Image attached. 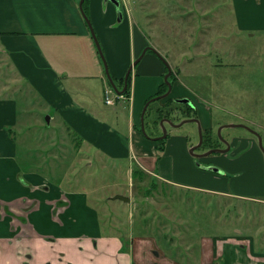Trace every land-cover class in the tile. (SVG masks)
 <instances>
[{
	"label": "crops",
	"instance_id": "obj_1",
	"mask_svg": "<svg viewBox=\"0 0 264 264\" xmlns=\"http://www.w3.org/2000/svg\"><path fill=\"white\" fill-rule=\"evenodd\" d=\"M120 1L123 11L121 20L119 9L112 0H87L86 5L110 74L116 84L119 83V89H123L126 73L148 46L159 53L167 52L162 39L154 32L157 25L165 24L161 14L157 15L154 11L157 13L156 7L165 5L167 0ZM79 2L0 0V53L9 60L10 72L16 78L14 86H8L0 79V201L19 214L22 213L19 208L28 205L33 196L39 198L41 206L39 210H36L37 206L31 209L30 220L41 233L60 237L55 248L44 245L40 240L35 264H47L48 259L51 264H208L213 259L218 261L223 254L230 257L226 264H264V242L258 241L260 238L254 224L248 229H255L256 234L237 229L236 235L215 240L200 237L202 254L196 259L191 254L188 263L174 259L168 242L162 240V248L158 246V236L155 238L150 232L152 228L154 233L155 227L145 225V217L142 220L138 218L135 224L131 219L127 223L123 213H120L122 205L111 203L114 198L106 194V187L101 190L94 186L93 202L97 206L92 205L90 193L78 190L72 178L63 185L61 175L51 171L56 158L51 157L44 162L30 152L31 141L22 128L29 122L24 117L30 114L28 108L31 106L22 110L17 99L2 97L8 92L13 93V88L25 89L28 95L34 96V105L50 112L48 123L54 121L63 130L59 135L62 145L66 144L63 141L65 134L71 138L70 142L75 143L74 148L78 146L90 153L83 158L76 155V162L86 158L88 166L93 167V159L97 158L101 160L102 167L113 166L115 173L127 164L131 173L138 168L172 185L203 192V196H231L264 203V152L252 138L236 136L232 139L231 147L236 148L238 144L240 148L251 141V149L241 156L244 174L232 178L230 184L229 176L208 169L194 171L195 174L199 172L202 178L199 183L179 182L168 177L170 173L176 175L180 171L179 180L181 178L182 163L188 159L186 140L171 136L167 145L159 150L157 142L147 138L141 130L143 108L164 83L165 63L154 51L147 50L140 62L133 65L129 95L118 99L123 108L112 107L115 103H106V91L112 86ZM236 12L239 20L241 17L247 26L256 18L259 20L255 24L261 23L264 18V11L254 6L236 7ZM166 13L169 18V13ZM173 91L174 86L171 96ZM177 92L178 97H182L188 91L178 87ZM197 109L199 118L205 119V122L202 121L206 128L202 127V130L212 128L214 131L210 115L202 104ZM113 111H117V115L111 120L124 132L110 126L108 120L113 118ZM36 113L40 118L39 111ZM248 121L253 125L257 123L253 119ZM258 125L264 131V126ZM213 135L216 136L215 133ZM40 141L44 142L40 145L45 147L47 140L42 137ZM52 142L53 139L49 143ZM221 145L222 142L218 146ZM185 152L186 155H182L185 159L177 163L173 153L180 158L179 154ZM225 153L215 155L221 154L223 158ZM51 155L57 154L52 152ZM169 155H172L173 161ZM211 156L206 158H213ZM158 169H162L166 176L159 175ZM90 176L87 175V178ZM22 200L25 202L20 203ZM56 203L59 210L54 214ZM107 212V217H104ZM57 213H61V224L54 221ZM0 217L5 218L0 219V264H14L12 261L22 264L23 256L17 254L20 251L14 250L13 247H18L10 238L21 229L12 230L10 215L3 211ZM15 224L20 222L16 220ZM56 225L60 226L59 229H55ZM145 226L148 230L143 228ZM149 240L157 245L156 248L147 244ZM154 250L160 255L156 256Z\"/></svg>",
	"mask_w": 264,
	"mask_h": 264
},
{
	"label": "rangeland",
	"instance_id": "obj_2",
	"mask_svg": "<svg viewBox=\"0 0 264 264\" xmlns=\"http://www.w3.org/2000/svg\"><path fill=\"white\" fill-rule=\"evenodd\" d=\"M245 1L185 0L182 2V0H167L165 5L159 4L156 7L157 13L154 11L157 15L161 14L160 17L165 21L164 25H157L154 31L155 36H159L166 47L167 52H161V54L165 55L172 67V74L174 73L177 78V82L173 84V96L169 93V96L159 99L160 103H165L174 96L179 98L177 88L184 87L188 92L182 97L191 100L192 107L197 110V117H200L197 109L200 104L210 115L214 133L219 138V145L221 142L224 143L218 129L221 125L228 123L247 124L258 130L264 140V131L258 125L264 126V19L261 23L255 24L259 20L256 18L248 26L241 17L239 20L236 7L239 9V7L252 8L255 6L251 2L246 4ZM261 10L264 11V9ZM166 12L169 13V18L166 17ZM14 78L10 72L9 60L0 53V79L5 81L8 86H14L16 83V78ZM117 84L119 85V83ZM16 87L20 86L16 85ZM13 90V93L8 92V95L4 94L2 97L17 99L22 110L31 106L28 108L30 114H25L24 117L29 122L22 128L31 141L29 143L30 152L44 162L50 160L51 157L56 158V163L51 167V171L55 170L54 173L57 172L61 175L60 179H62L63 185L67 179L72 178L78 190L90 193L92 205H96L93 202L95 185L101 190L106 187V194L109 193L112 197L117 194L130 196V202L125 203L123 200L114 198V200L111 199V203L122 205L123 208H119L120 213H123L127 223L131 219L135 224L138 218L142 220V217H145V225L155 227V232L153 233L152 228L150 232L152 236H158L157 244L160 248H162L163 240L174 244V247L178 245L185 250L189 242L200 241V237L233 236L236 235L237 229H242L248 234L257 232V236L260 238H257L258 241L264 242V203L231 196H203V192L166 183L161 179L153 178L150 173L151 177L142 174L143 176L138 180L131 181L132 173L127 164L115 173L113 166L102 167L101 160L97 158L93 159V167L88 166L86 158L76 162V155L83 158L89 156L90 153L78 146L74 148L73 144L75 145V143L70 142L71 138L65 134L63 141L66 144L62 145L59 135H62L63 130L54 121L48 123L47 116L50 117V112L42 111L41 108L34 105V96L28 95L25 89L13 88ZM115 93L117 92L113 89L110 96L114 97ZM172 105L178 106L180 111L187 110V104L178 102L177 105L175 103ZM172 105L171 107H173ZM82 106L84 107V105ZM118 106L123 108L117 99L115 106L112 107L118 108ZM37 111H39L40 118L37 117ZM112 114L113 118L108 120L110 126L124 132L111 120L117 115V111H113ZM181 118L183 119L184 116L176 118V120L179 121ZM199 119L202 127L206 128L203 123L205 119L203 117V121L201 118ZM248 119L256 120L257 123L253 125ZM123 120L125 121V119ZM147 121L149 122L150 119ZM161 128L163 127H158L156 124L153 128H148L147 131L150 130V134L161 135ZM167 129L169 136L167 135L165 146L172 136L183 137L188 147V159L182 163L180 180V171L176 175L170 173L168 176L170 179L179 182L199 183L202 178L199 176V172L195 174L194 171L203 169L212 171L210 167H218L221 169V175L229 176L227 178L229 184L232 178L244 174L240 160L241 156L251 149V141L240 148L238 144H236V148L232 145L223 158L220 157L221 154L213 153L214 156L210 155L213 158H206V156L200 159L190 151L191 145L197 144L200 139L197 123L187 122L180 127L167 125ZM221 136L231 143L233 137L236 136L252 138L255 145L259 147L258 138L243 127L223 128ZM42 137L47 140L45 147L40 145L44 143L40 141ZM147 138L151 139V137ZM51 139L53 142L49 143ZM154 141L157 144L160 142L159 140ZM52 152L57 155H51ZM196 152L201 153L198 148ZM163 155L164 153H162ZM173 155L176 162L181 163L180 160L185 159L182 155H186V152L179 154L180 158L176 153ZM169 157L173 161L172 155ZM159 158L161 159V154ZM76 163L77 166H74ZM38 165L41 164L38 163ZM46 172L50 173V170H46ZM158 172L159 175L166 176L162 169H158ZM87 175L91 176L87 178ZM57 178L59 177L57 176ZM98 208L102 211L99 206ZM253 224L256 227V232L253 228L248 229ZM143 228L148 230L147 226ZM140 232H142L141 229ZM193 233L197 237H190L194 235ZM147 244H152L154 248L157 246L151 240ZM212 245L215 246V243L212 242ZM261 245L263 246V244ZM12 263L18 264L17 261H12Z\"/></svg>",
	"mask_w": 264,
	"mask_h": 264
},
{
	"label": "flooded vegetation",
	"instance_id": "obj_3",
	"mask_svg": "<svg viewBox=\"0 0 264 264\" xmlns=\"http://www.w3.org/2000/svg\"><path fill=\"white\" fill-rule=\"evenodd\" d=\"M248 1L251 2V4H254L255 8L264 9V0H246L245 2H248ZM255 1H256V3H255ZM248 4H250V3H248ZM179 98H181V97H179ZM176 99H178V98H176ZM184 104L189 105L188 103H184ZM189 106L192 107L193 105H189ZM181 116H182L181 111H179L174 116L175 119L174 118L173 119L169 118L168 116H165L163 118H166V119L170 120L173 123H177V122L179 123L180 121H182V120H184L186 118L197 117V116L192 114V115H189V116H184L183 119L181 118L179 121H177L176 118L179 119ZM171 122H168L167 120L165 121L166 128H167V125H172ZM161 130H163V129L161 128ZM202 131H203V142H204V130H202ZM161 132L163 133V131H161ZM162 133H161V135H162ZM218 141H219V138L217 137L216 142L218 143ZM230 144H231V142H230ZM202 146H203V143L200 146V148H198V151L204 152V151L208 150V149L205 150L204 148H202ZM214 147H219V146L216 145ZM214 147H211V148H214ZM220 147H226V144L224 143ZM211 155H213V154H211ZM203 158H205V157H203ZM203 158H200V159H203ZM46 188H48V187H46ZM23 202H25V200H22L20 203H23ZM2 203L3 202L0 201V216H1V211H3L6 215H10L11 229L12 230L21 229L20 232L16 231V233L13 236H11L10 238H11V240L13 242H16V244H17L18 248L13 247L14 250L17 251V252L20 251L17 254L18 255L22 254V256H23L24 260H23L22 264H35L34 259L36 260L38 258V255H39L38 244H39L40 240L43 241L44 245L47 244V245L50 246V248H55V245L58 244V239L60 237L57 236L56 234H43V233H41L39 231V228L36 226V224L34 222H32L30 220V217H29V215L31 213V209L33 207L37 206L36 210H39V208L41 206V200L39 198L33 196L31 198L30 203L28 204L29 206L28 205H24V206L19 208L22 211V213H19V214L15 213L14 211H11V209H10L11 207L8 206L7 204L2 205ZM16 204H18V203H16ZM102 205H105V204L102 203ZM58 210H59V206L56 203V206H54V208H53L54 214L56 212H58ZM24 213L26 215H24ZM60 214L61 213H57L56 214V216H58L54 220V221H56V224H61L63 222V219H62ZM107 215H108V212L106 213V216H104V217H107ZM54 217H55V215H54ZM0 219L4 220L5 218H1L0 217ZM16 220L20 222L19 225L15 224ZM54 227H55V229H59L60 226L56 225ZM210 239H214L215 240V238H211V237H210ZM170 245H171L170 254L173 256V258L174 259H181V260L185 261L186 263L189 262L191 254L193 256V259H196L197 256H199L200 253L202 254L204 252V251H202V247H200V241L199 240L189 242L188 245L186 246L185 250L182 247L178 246V245H176L175 247H174V244H170ZM241 248H243V247H241ZM0 249H1V245H0ZM233 249H234V247L232 246L231 250H233ZM154 252H155L156 256L160 255L158 253V251L154 250ZM62 254L63 253L60 254L61 258L64 257V255H62ZM60 255H59V257H60ZM228 258H230V257L227 254H225V255L223 254V256H221L218 261L213 259L208 264H226L225 262L227 261ZM47 262H48L47 264H51L52 263L49 259H48ZM198 262H200V261H198ZM235 264H237V263H235Z\"/></svg>",
	"mask_w": 264,
	"mask_h": 264
},
{
	"label": "water",
	"instance_id": "obj_4",
	"mask_svg": "<svg viewBox=\"0 0 264 264\" xmlns=\"http://www.w3.org/2000/svg\"><path fill=\"white\" fill-rule=\"evenodd\" d=\"M118 7L119 9V19L121 20L123 18V11L122 9L120 8V5H121V1L120 0H112ZM83 4H84V0H80L79 2V5H80V8L82 10V13L90 27V30L92 32V35L94 37V40H95V43H96V46H97V49L100 53V56L103 60V63H104V66H105V71H106V75L110 81V84L112 86V88L118 93V94H123L128 86V78H129V75L132 71V68H133V65H136L140 62V60L142 59V57L144 56V54L146 53L147 50H152L154 52H156V54L162 59V61L165 63V65L167 66V69H168V72L166 73L164 79H165V82L167 83L168 85V89L165 93L163 94H160V95H156L154 97H151L150 99L147 100L144 108H143V111H142V114H141V130L142 132L147 136V137H151L153 140H162V139H165L168 135V129L166 128V125H165V121L167 120L168 122H171L170 120L166 119V118H163L161 121H160V124L162 125V135H157V136H150L147 131H146V127H145V113H146V110L148 108V106L156 101V100H159L165 96H167L171 91H172V88H173V83L172 81H170V76L172 75V67L170 66L169 62L167 61V59L161 54L159 53L156 49H154L152 46H148L142 53L141 55L134 61L133 65L129 68L128 72L126 73V76H125V85L123 87V89H119L118 85L116 84V82L114 81L113 77L111 76L110 74V71L108 69V64H107V61H106V57L104 55V51L101 47V44L98 40V37L96 35V32L94 30V27L90 21V18L88 17V15L86 14V12L84 11V8H83ZM177 102L179 103H188L189 105H193V103L191 102V100L189 98H178L176 99ZM47 120L49 122L50 120V117L47 116ZM187 122H195L199 125V131H200V139L198 141L197 144H193L191 145L190 147V151L191 153L196 157V158H203V157H206V156H209L213 153H225V152H228L230 150V142L227 141V140H224L221 136V131L223 128H226V127H243L245 128L246 130H248L249 132H251L252 134H254L257 138H258V143H259V146L260 148L262 149V151L264 152V140H263V137L262 135L260 134V132L256 129H254L253 127H250L249 125L247 124H244V123H228V124H223L219 127L218 129V133L221 137V139L223 140V142L226 144V147H214V148H210L204 152H201V153H198L196 152V149L199 148L202 143H203V131H202V126H201V122H200V119L198 117H191V118H186L182 121H180L179 123H173L171 122V124L174 126V127H180L181 125L187 123ZM200 164V161L198 162ZM210 170L214 171V172H217V173H221V169L218 168V167H210ZM115 199H120V200H123L125 202H130L131 201V198L130 196H126V195H122V194H117L114 196Z\"/></svg>",
	"mask_w": 264,
	"mask_h": 264
},
{
	"label": "trees",
	"instance_id": "obj_5",
	"mask_svg": "<svg viewBox=\"0 0 264 264\" xmlns=\"http://www.w3.org/2000/svg\"><path fill=\"white\" fill-rule=\"evenodd\" d=\"M87 0H84V4H83V8H84V11L86 12V14L88 15L87 11H88V7H87ZM168 70L166 69V72ZM170 80L172 81V83L174 84V82L177 80L176 78V75L173 73L172 76L170 77ZM131 74L129 76V80H128V86L125 90L124 93L126 94H129L130 93V86H131ZM168 89V85L166 82H164L159 90H158V93H156V95H159V94H162L164 92H166ZM156 95H153L152 97L156 96ZM151 98V97H150ZM149 98V99H150ZM161 101L158 100V101H155L153 102V104L151 103L147 110H146V113H145V125H146V131L148 130V128H151V127H154L156 124L158 127H161L160 125V121L163 117L165 116H168L169 118H174L175 119V115L180 111H178L179 107L178 106H173L172 104L175 103L176 105L178 104V102L176 101V98H169L165 103H160ZM159 104V105H158ZM171 105L173 107H171ZM187 110L185 111H181V114L182 116H189V115H195V116H198L197 114V110L195 107H191L189 105H187ZM147 119H150V121L148 122ZM149 124V125H148ZM150 131V130H149ZM149 131H147V133H149ZM162 130H160V133ZM214 134V131L212 128L210 129H205L204 130V142H203V146L202 148H204L205 150L206 149H209L211 147H214V146H218L219 144L216 142V139H217V136L213 135ZM145 135V134H144ZM150 136H157L156 134H150ZM251 135L255 136L254 134L251 133ZM146 136V135H145ZM168 136H169V133H168ZM168 136L165 138V139H162V140H159L160 142L158 143V149L159 150H162L163 149V146L166 142V139L168 138ZM215 138H214V137ZM148 175L151 177V175L149 173H147L146 171L144 170H140L138 168H134L132 170V178L133 179H137L138 178H141L143 175ZM153 178H158L156 176H152ZM159 179V178H158ZM152 183H154L152 181ZM167 183V182H166Z\"/></svg>",
	"mask_w": 264,
	"mask_h": 264
},
{
	"label": "built area",
	"instance_id": "obj_6",
	"mask_svg": "<svg viewBox=\"0 0 264 264\" xmlns=\"http://www.w3.org/2000/svg\"><path fill=\"white\" fill-rule=\"evenodd\" d=\"M111 93H113V90L111 88H109L107 91H106V103L108 104H114L116 102L117 99H125L126 96L125 94H114V97H111Z\"/></svg>",
	"mask_w": 264,
	"mask_h": 264
},
{
	"label": "bare ground",
	"instance_id": "obj_7",
	"mask_svg": "<svg viewBox=\"0 0 264 264\" xmlns=\"http://www.w3.org/2000/svg\"><path fill=\"white\" fill-rule=\"evenodd\" d=\"M130 76V75H129ZM111 86V85H110Z\"/></svg>",
	"mask_w": 264,
	"mask_h": 264
}]
</instances>
